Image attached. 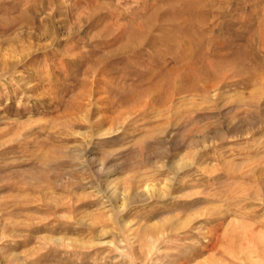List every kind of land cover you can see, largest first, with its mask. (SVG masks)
Returning a JSON list of instances; mask_svg holds the SVG:
<instances>
[{
  "label": "rangeland",
  "instance_id": "374dc122",
  "mask_svg": "<svg viewBox=\"0 0 264 264\" xmlns=\"http://www.w3.org/2000/svg\"><path fill=\"white\" fill-rule=\"evenodd\" d=\"M192 244L189 264H264V0H0V264Z\"/></svg>",
  "mask_w": 264,
  "mask_h": 264
},
{
  "label": "bare ground",
  "instance_id": "6f19581e",
  "mask_svg": "<svg viewBox=\"0 0 264 264\" xmlns=\"http://www.w3.org/2000/svg\"><path fill=\"white\" fill-rule=\"evenodd\" d=\"M140 35V34H139ZM141 36V35H140ZM138 37V36H137ZM171 41V40H170ZM172 41H174V39L172 40ZM139 42V41H138ZM170 55V54H169ZM169 59V58H168ZM171 72H173V71H171ZM164 77V76H163ZM111 122V121H110ZM102 133H103V131H102ZM106 133V132H105ZM177 166H180L179 164L177 165ZM178 169V168H177ZM176 169V170H177ZM145 184V183H144ZM156 190V187L155 186H153V185H146V187L143 189V190H141V191H135L134 190V192L132 193V194H125L126 192H124V193H119V191H117V193L116 194H118L119 195V197H120V199H122V202H121V207H122V205H124L125 203V198L127 197V195H128V197H127V199H129V201L130 202H134L135 203V201H144L145 199H147V198H149L150 196H148V194L150 193V192H153V191H155ZM128 201V202H129ZM126 205V204H125ZM215 209V208H214ZM213 211V210H212ZM210 212H211V210H210ZM210 214V213H209ZM191 219H193L194 220V217H191V216H186V218H180L179 216H178V214H174V216H171V217H169V218H166V219H164V223L167 221V222H171V225H172V227H174V230H177V228H182V227H184V226H186V224L188 223L189 224V222L191 221ZM201 221V220H200ZM206 222V221H205ZM218 222H220V221H218ZM92 223V222H91ZM126 223V222H125ZM222 223V222H221ZM93 224H94V222H93ZM170 224V223H169ZM220 224V223H219ZM131 225V224H130ZM226 225V224H225ZM210 226V225H209ZM211 226H214V225H212L211 224ZM237 226V225H236ZM139 227H141V226H139ZM146 228H148L149 229V231H147V234H146V236H147V238L148 239H150V240H153V242L156 240V239H158L159 237H162L163 236V234H164V232H160L157 236H154L153 234H152V229L154 228V227H157V225L156 224H150V225H146L145 226ZM162 228H163V226H161ZM190 227V226H189ZM133 228V227H132ZM135 228V227H134ZM133 228V229H134ZM164 228H165V226H164ZM164 228H163V230H164ZM227 228V227H226ZM133 229H129V231H131V230H133ZM160 229V228H159ZM203 228L202 227H199V229H198V232H197V234H196V237H197V239H198V241H200L199 240V238L200 237H204V241H206V243H205V247L206 248H208L209 250H212V249H214V248H216L217 247V245H218V243H220L221 241H220V238L221 237H223V236H221L220 235V233H218V231H217V229H218V226L217 227H214L213 228V231H212V229H211V231H209V233H208V235H207V233L205 234V232L203 233V231H201ZM228 229V228H227ZM173 230V231H174ZM181 230V229H180ZM224 230V229H223ZM145 231V232H146ZM156 231V230H155ZM159 231V230H158ZM158 231H156V232H158ZM165 231V230H164ZM169 231V230H168ZM167 231V232H168ZM171 231H172V229H171ZM170 231V232H171ZM225 232H226V229L224 230ZM223 231V232H224ZM234 231V230H233ZM212 232V233H211ZM125 233H127V232H125ZM132 233V232H131ZM172 233H175V232H172ZM157 234V233H156ZM170 235V234H169ZM140 236V235H139ZM166 236V235H165ZM143 237V236H142ZM226 237V236H225ZM137 238V237H136ZM135 238V239H136ZM139 238V237H138ZM137 238V239H138ZM144 238V237H143ZM147 238H145V239H147ZM230 238V237H229ZM136 239V240H137ZM193 239V238H192ZM191 239V240H192ZM196 239V238H195ZM134 240V239H133ZM160 240H161V238H160ZM190 240V241H191ZM142 241H144V239L142 240ZM146 241V240H145ZM137 242V241H136ZM156 242V241H155ZM119 243V242H118ZM140 243V242H139ZM148 243V242H147ZM157 243V242H156ZM123 244V243H122ZM121 244V245H122ZM144 244H145V242H144ZM222 244V243H221ZM220 244V245H221ZM233 244V243H232ZM120 245V244H119ZM133 245V244H132ZM142 245V244H141ZM140 245V246H141ZM218 246V247H221L222 248V246H224V245H222V246ZM144 247V250H145V248H149V247H146V246H143ZM152 247H154V246H152ZM157 247V246H156ZM192 247L194 248V251L192 252V251H190L189 253V255H185L184 254V256L185 257H183V258H181L180 259V261L178 262V264H189V262H190V260H192V259H194L195 258V256H197L198 255V253H200L201 251H204L203 250V248H198V246L196 245V244H192ZM136 248V247H135ZM195 248H197V249H195ZM184 249H185V247H184ZM187 249V248H186ZM190 250H192V249H190ZM220 250V249H219ZM136 251V250H135ZM150 251V250H149ZM152 251V250H151ZM156 251V250H155ZM154 251V252H155ZM187 251H188V249H187ZM206 251V250H205ZM157 252V251H156ZM155 252V253H156ZM220 252V251H219ZM16 255H18V256H20V255H22V254H17V253H15ZM145 254H147V253H145ZM152 254H153V252H152ZM215 254V253H214ZM216 255V254H215ZM142 256H145L144 254L142 255ZM147 256H148V254H147ZM153 256V255H152ZM17 257V256H16ZM146 257V256H145ZM248 257H250V256H248ZM142 258V257H141ZM147 258V257H146ZM209 258V257H208ZM212 258H214V257H212ZM223 258V257H222ZM142 259H144V258H142ZM207 259V258H206ZM210 259V258H209ZM225 259V258H224ZM146 260V259H145ZM211 260L212 259H210L209 261L208 260H206V261H208L207 262V264H210L211 263ZM215 261V260H214ZM151 262V261H150ZM229 262V261H228ZM201 262H199V263H197V264H200ZM212 263H213V260H212ZM177 264V263H176ZM196 264V263H195ZM201 264H204V262H202ZM205 264H206V262H205ZM213 264H215V263H213Z\"/></svg>",
  "mask_w": 264,
  "mask_h": 264
}]
</instances>
